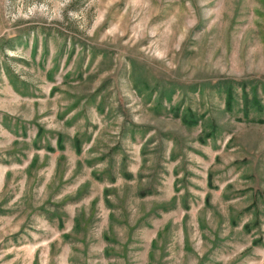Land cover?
Masks as SVG:
<instances>
[{
	"label": "rangeland",
	"instance_id": "1",
	"mask_svg": "<svg viewBox=\"0 0 264 264\" xmlns=\"http://www.w3.org/2000/svg\"><path fill=\"white\" fill-rule=\"evenodd\" d=\"M252 86L264 0H0V264H264Z\"/></svg>",
	"mask_w": 264,
	"mask_h": 264
},
{
	"label": "trees",
	"instance_id": "2",
	"mask_svg": "<svg viewBox=\"0 0 264 264\" xmlns=\"http://www.w3.org/2000/svg\"><path fill=\"white\" fill-rule=\"evenodd\" d=\"M225 86H226V107L229 109L231 105H233L232 101L234 99L233 96L234 83L228 81L227 83H225L224 88ZM251 88H252L251 92H253V95L251 97L249 96V92L244 89L242 106L244 110L247 112V114L251 108L261 109V110H263L264 108V104L261 103V99L257 97V90H256L257 87L252 86ZM193 121H192L193 123H196V119H194ZM208 136H210V133H207V137Z\"/></svg>",
	"mask_w": 264,
	"mask_h": 264
}]
</instances>
